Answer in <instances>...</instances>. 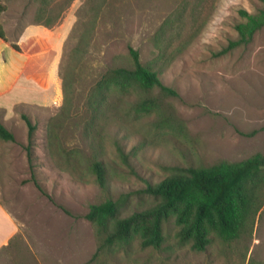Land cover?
Listing matches in <instances>:
<instances>
[{
	"label": "rangeland",
	"instance_id": "1",
	"mask_svg": "<svg viewBox=\"0 0 264 264\" xmlns=\"http://www.w3.org/2000/svg\"><path fill=\"white\" fill-rule=\"evenodd\" d=\"M3 1L11 41L31 23L72 25L58 99L0 109L15 135L0 138V199L21 225L0 264H264V206L231 241L205 223L204 250L180 239L175 213L158 248L142 246L139 228L128 249H101L97 224L86 217L109 198L119 218L150 208L158 199L147 184L178 168L264 154V27L226 50L246 20L241 10L257 14L264 0ZM129 46L178 97L155 88L158 106L141 108L146 94L135 86L97 90L108 70L132 64ZM23 114L37 126L32 139ZM96 161L105 165L107 187Z\"/></svg>",
	"mask_w": 264,
	"mask_h": 264
},
{
	"label": "trees",
	"instance_id": "2",
	"mask_svg": "<svg viewBox=\"0 0 264 264\" xmlns=\"http://www.w3.org/2000/svg\"><path fill=\"white\" fill-rule=\"evenodd\" d=\"M6 9L0 0V17ZM241 14L246 20L236 25L239 38L231 41L226 50L251 42L255 33L264 27V9L257 14L241 10ZM0 37L8 41L1 22ZM12 46L16 50L21 49L16 42H12ZM129 50L132 64L108 70L97 90L104 94L114 86H135L146 94L139 104L141 108L158 106L156 99L160 98L151 94L155 88H159L162 97L179 96L177 89L164 84L158 72L149 70L143 64L138 49L129 46ZM23 118L27 121L32 139L37 126L27 114H23ZM0 138L15 140L14 133L2 122ZM94 168L100 184L107 187V171L103 161H96ZM145 192L158 201L150 208L126 217H117L119 204L112 198L91 206L86 217L97 224L101 249L113 245L128 249L134 232L139 228L142 246L158 248L164 240L163 223L175 213L182 226L178 232L180 239H192L194 248L204 250L209 242L205 223L216 228L227 241L239 238L247 226L253 225L256 215L264 206V154L257 153L241 161L223 160L209 166L178 168L160 182L148 183Z\"/></svg>",
	"mask_w": 264,
	"mask_h": 264
},
{
	"label": "crops",
	"instance_id": "3",
	"mask_svg": "<svg viewBox=\"0 0 264 264\" xmlns=\"http://www.w3.org/2000/svg\"><path fill=\"white\" fill-rule=\"evenodd\" d=\"M6 7L0 22L7 33ZM71 25V20L55 27L36 22L26 25L16 41L0 37V109L29 103V99L37 105H43V99H58L63 42ZM12 42L21 49L16 50ZM20 232L19 221L0 199V250L9 246Z\"/></svg>",
	"mask_w": 264,
	"mask_h": 264
}]
</instances>
